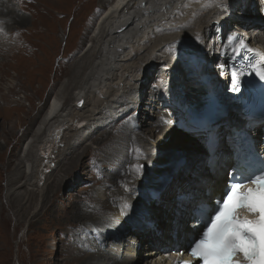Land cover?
Wrapping results in <instances>:
<instances>
[{
	"label": "bare ground",
	"instance_id": "bare-ground-1",
	"mask_svg": "<svg viewBox=\"0 0 264 264\" xmlns=\"http://www.w3.org/2000/svg\"><path fill=\"white\" fill-rule=\"evenodd\" d=\"M248 1L175 0L173 4L161 10L163 0H114L105 14L103 13L99 18L96 25L97 33L91 39L92 45L80 59L81 64L75 73V78L81 77L82 82L72 84L79 90L75 97L69 95L74 97L69 113H67L69 108L59 103L62 98H57L58 101H54L49 106L48 115L44 116L45 120L43 119L39 125L35 137L30 140L28 154L40 157V162L32 171L40 176L39 180L42 181L45 176V179L49 180L51 173L55 172V160L58 155L61 158L58 161L59 166L62 168L66 162L64 160H74L80 156V154L76 156L77 150L87 143L86 140L91 138L97 141L96 135L100 131L110 129L116 125L117 119L124 115L128 118V114L132 111V103L135 104V101H138L137 106L144 108L141 99L146 92V83L151 78L150 73L159 68L157 84L156 77L153 83L151 82L154 86L150 89L153 92L150 94L153 95L154 100L148 97L147 110L150 109V111L146 118L137 120L140 133L136 134L139 139L127 136L125 146L122 147L121 143H112L116 138L114 134L101 146L106 150L112 143L108 156L110 164L116 163L113 168L115 171L128 167L129 173L133 174L126 182L129 195H126L127 191L123 193L124 186L121 185V181L124 180V176L114 171L110 177L114 187L98 191L102 198H97L98 206L93 210V219L94 230L103 239V249H100L99 254L103 257V264L159 263L161 258L153 251L145 255L147 259L139 257L136 246L129 237H136L144 247L146 239H149L152 244L157 242V245H161L165 242V238L159 236V231L168 233L169 226L166 229L164 227L166 220L171 219V213H173L171 197L178 195V189L183 191L188 184L190 187L197 184L199 186L196 187L199 190L197 196L201 198L203 191L206 190L203 186L204 181H207L211 192L215 194L220 191L225 182V179L219 178L218 174L212 177L206 173V165L201 164V161L208 159L207 151H192L187 154L186 162H184L186 151L183 147L193 136V129L188 123L191 116L195 114V95L203 88L204 80L212 77L215 82L225 83L228 79L226 65L218 52L220 44L218 42H225L226 39L220 38L231 39V35L235 33L231 32L234 25L236 29L246 27V21L243 20L240 24L235 22L236 17H254V20L263 18V14L256 12L254 7L258 1L250 2L249 5ZM245 3L247 8L242 10V16H238L236 14L239 10L238 6H244ZM14 8L10 0H0L1 26L20 25L27 21L26 17ZM232 22L235 24L230 29ZM214 26L219 27L218 38H214V32H211ZM253 32L255 31H252V34ZM261 33L264 34V32ZM257 36V42L263 43V35ZM8 38H11V35ZM0 43L2 44L0 55L13 46L12 41L9 43L4 34H0ZM88 70L90 71L85 77L84 74ZM180 82L184 84L185 90L181 93L179 89L178 96H175V87ZM159 87L164 90L163 95L172 101L173 107L169 108V111H163L166 105L161 98L163 95H160ZM156 88L160 96L155 95ZM69 90L70 88L67 87V92ZM64 95L68 101L69 97ZM130 98H132L131 101ZM158 101L163 103L160 109H156ZM151 103H156L154 111H151L153 110L150 107ZM170 113H176L179 116L180 129L184 133L176 128L165 127L167 131H173V138L168 141L157 135L161 130L158 129L160 128L158 124L163 120L161 115L167 116ZM131 125L136 126L133 120ZM145 131L149 133L147 134L149 138L145 136ZM129 138L131 141H128ZM199 139L197 137V140ZM141 141L145 142L146 146H139ZM199 143L201 139L197 141V145L193 146L197 147ZM152 149H160L162 152L154 154L150 151ZM178 150L183 156V159L179 160V165L184 166L183 169L178 172L179 175L175 176L169 187L165 185L158 187L161 178L165 177V166L170 162L169 155ZM222 165H225V162ZM133 166L134 171L131 170ZM138 173L144 174L143 185L137 184L134 178V175ZM155 189H161V203H163L159 209H156L157 205L153 204L154 214L151 225H156V229H152L153 233H157L156 241L152 239L150 232L141 233L143 213H140L141 207L149 205L148 192L152 190L155 193ZM111 194L115 197L122 195L111 202ZM185 221L184 218L183 222ZM102 222L107 224L102 226ZM165 232L164 235H166ZM99 248L91 249L90 253L97 251L98 254ZM101 251L109 256L105 257ZM89 255L94 261H98L93 254ZM171 258L173 260L172 254Z\"/></svg>",
	"mask_w": 264,
	"mask_h": 264
},
{
	"label": "rangeland",
	"instance_id": "rangeland-1",
	"mask_svg": "<svg viewBox=\"0 0 264 264\" xmlns=\"http://www.w3.org/2000/svg\"><path fill=\"white\" fill-rule=\"evenodd\" d=\"M10 1L27 21L20 25L5 24L4 28H0V34L9 31L11 38L8 42L13 43L8 51L0 55V264H103V257L99 255L103 239L95 232L93 219V210L98 206L97 198H102L98 191L112 189L111 174L118 172L124 176L121 181L123 193L127 191L126 195H129L126 182L133 175L128 167L115 171L116 163L110 164L108 152L114 142L124 147L127 136L139 139L136 134L140 133L137 120L146 118L150 111L147 110L148 97L154 100L150 94L154 86L151 82L156 77L157 84L159 68L150 73L151 78L146 83V92L141 99L145 109H134L138 101L132 103L128 118L125 115L117 119L116 125L96 135L100 142L91 138L86 140L85 146L77 150L76 156H80L64 160L62 168L58 155L56 166L53 164L56 173H51L49 180L45 176L41 181L40 176L32 171L40 162V157L28 154L29 142L35 137L54 101L64 98L59 103L65 104L69 113L79 90L72 84L82 82L81 77L75 78L80 59L92 45L91 39L97 33L99 18L114 0ZM238 8L236 14L242 16L246 3ZM89 71L84 74L85 77ZM156 90L158 93L155 95L160 96L158 88ZM64 94L74 97L66 101ZM161 98L165 105L173 107L166 95ZM159 101L156 109L163 106ZM153 104L156 103H151L150 107ZM166 117V121L158 124L161 130L157 137L169 141L173 138V131H167L165 127L181 129L176 113ZM132 120L136 124L134 127ZM144 133L149 138V133ZM114 134L116 138L106 150L102 149L105 140L107 142ZM128 141H131L130 138ZM142 142L139 146H146ZM131 170L134 171L135 167ZM134 178L142 184L144 174H135ZM114 194L110 196L111 202L122 195L115 197ZM97 247H100L98 254L97 251L90 253ZM89 254H93L98 261H94ZM102 254L109 256L104 252Z\"/></svg>",
	"mask_w": 264,
	"mask_h": 264
},
{
	"label": "snow or ice",
	"instance_id": "snow-or-ice-1",
	"mask_svg": "<svg viewBox=\"0 0 264 264\" xmlns=\"http://www.w3.org/2000/svg\"><path fill=\"white\" fill-rule=\"evenodd\" d=\"M244 47L241 42L240 48ZM258 75L264 80V71ZM233 85L236 90L235 76ZM248 181L251 186L242 182L229 185L207 214L201 225L202 235L190 245L196 264H264V174L249 177ZM241 208L251 218L241 216Z\"/></svg>",
	"mask_w": 264,
	"mask_h": 264
}]
</instances>
